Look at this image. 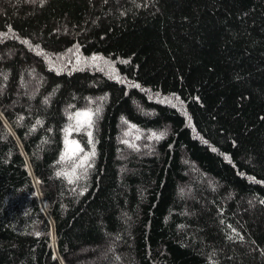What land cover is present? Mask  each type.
Wrapping results in <instances>:
<instances>
[{
    "label": "trees",
    "instance_id": "trees-1",
    "mask_svg": "<svg viewBox=\"0 0 264 264\" xmlns=\"http://www.w3.org/2000/svg\"><path fill=\"white\" fill-rule=\"evenodd\" d=\"M262 201L264 0H0V264H264Z\"/></svg>",
    "mask_w": 264,
    "mask_h": 264
},
{
    "label": "snow or ice",
    "instance_id": "snow-or-ice-1",
    "mask_svg": "<svg viewBox=\"0 0 264 264\" xmlns=\"http://www.w3.org/2000/svg\"><path fill=\"white\" fill-rule=\"evenodd\" d=\"M97 59H100L99 57H92V60L95 61ZM77 62L79 63V59L77 60ZM136 87H139V85H136ZM97 111H99L97 109ZM93 115L94 113L91 112V110H88V111H77L74 116H70L69 119H75L76 121V129L77 130H80L81 128H84L85 126L88 128V129H91L92 126H93ZM190 119V118H189ZM37 123H39V121H37ZM72 131V126L70 125L66 130V136H65V151L64 153L61 154L60 156V160L61 161H65L66 159H73L74 157H78L80 153L84 152V148L80 146L79 142L78 141H75V140H72V141H69L68 139V134H70ZM162 135V134H161ZM87 136L89 138L92 137V132L89 130L87 131ZM153 136L156 137L157 139L161 138L160 136H156L155 133H153ZM89 143H91V139L89 140ZM125 143H127V141H125ZM72 146V147H70ZM133 147H135L133 145ZM215 151V149H213ZM95 155V150L94 148L87 154V155H84L80 160L79 162L75 165V167H82L84 165L85 162L89 161L90 158L92 156ZM57 176H65L69 179V182H74V180L72 179V177L75 175V168L73 169V172L71 174L67 173V172H57L56 173ZM77 179L79 177H76ZM264 202V201H262ZM39 235V234H37Z\"/></svg>",
    "mask_w": 264,
    "mask_h": 264
},
{
    "label": "rangeland",
    "instance_id": "rangeland-1",
    "mask_svg": "<svg viewBox=\"0 0 264 264\" xmlns=\"http://www.w3.org/2000/svg\"><path fill=\"white\" fill-rule=\"evenodd\" d=\"M92 129V128H91ZM90 129V130H91ZM80 130H89L86 126L84 127V128H81ZM68 139H69V134H68ZM69 141H71L70 139H69ZM71 147V146H70Z\"/></svg>",
    "mask_w": 264,
    "mask_h": 264
}]
</instances>
